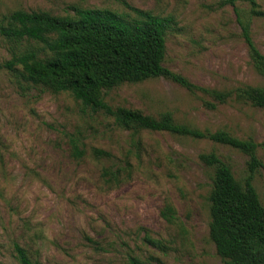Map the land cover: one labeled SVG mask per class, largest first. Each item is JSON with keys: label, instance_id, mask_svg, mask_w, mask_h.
<instances>
[{"label": "rangeland", "instance_id": "rangeland-1", "mask_svg": "<svg viewBox=\"0 0 264 264\" xmlns=\"http://www.w3.org/2000/svg\"><path fill=\"white\" fill-rule=\"evenodd\" d=\"M255 5L264 13V0ZM234 7L264 56V16L245 1ZM76 8L106 9L128 21L133 8L170 20L163 65L196 87L232 95L219 103L152 78L102 91V100L253 142L260 165L252 186L264 207V109L233 92L264 88V78L233 7L224 0H0V22L15 11L65 17ZM27 51L45 53L36 42L0 37V264H18L15 244L40 264H225L209 237L212 170L200 156L215 154L242 183L250 155L205 139L122 127L68 93L25 83L3 65ZM69 137L81 142L83 159L70 157ZM93 150L108 157L95 159ZM104 170L117 172L116 179L103 177Z\"/></svg>", "mask_w": 264, "mask_h": 264}, {"label": "trees", "instance_id": "trees-1", "mask_svg": "<svg viewBox=\"0 0 264 264\" xmlns=\"http://www.w3.org/2000/svg\"><path fill=\"white\" fill-rule=\"evenodd\" d=\"M241 37L255 71L264 78V56L251 40L248 26L240 20ZM247 2L256 16L255 0ZM135 16L131 21L110 10L74 9L73 16L54 17L46 13L15 11L0 22V37L18 42L23 39L41 45L45 51L39 58L34 51L13 55L3 65L10 72L18 71L25 83L42 85L53 93H68L84 107L112 117L122 127L134 126L153 132H166L209 140L248 153V175L242 183L236 181L228 165L215 154L200 156V161L212 170L209 237L217 255L225 264H264V207L252 186L254 171L260 165L254 155L257 145L241 141L224 131L200 132L172 123L169 116L153 119L125 108H112L102 100V91H111L124 83H137L152 78H163L190 91H199L222 103L232 93L199 88L182 76L168 70L164 64L165 38L170 20L150 13L129 9ZM238 100L264 109V88L242 86L234 91ZM69 155L75 160L85 157L77 137L68 138ZM95 159L108 154L93 150ZM103 177L116 179L117 172L104 170ZM171 217V211L166 209ZM18 264H40L27 249L14 245ZM129 264H141L129 259Z\"/></svg>", "mask_w": 264, "mask_h": 264}]
</instances>
